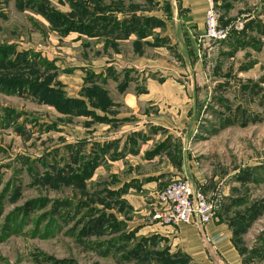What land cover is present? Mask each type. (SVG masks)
Instances as JSON below:
<instances>
[{
  "label": "rangeland",
  "instance_id": "1",
  "mask_svg": "<svg viewBox=\"0 0 264 264\" xmlns=\"http://www.w3.org/2000/svg\"><path fill=\"white\" fill-rule=\"evenodd\" d=\"M215 3L244 27L141 67L143 0H0V264H200L177 234L200 226L155 217L178 177L264 264V0Z\"/></svg>",
  "mask_w": 264,
  "mask_h": 264
},
{
  "label": "crops",
  "instance_id": "2",
  "mask_svg": "<svg viewBox=\"0 0 264 264\" xmlns=\"http://www.w3.org/2000/svg\"><path fill=\"white\" fill-rule=\"evenodd\" d=\"M223 1L225 5L230 3L238 6L244 3V0H237L236 2L234 0ZM143 2L146 9L142 15L136 10L132 12V14L143 17L144 25L148 27L145 36L141 37V41L145 46L144 56H136L138 59L134 65L141 67L156 66L158 62L154 61L149 55L151 51L160 52V55H163L161 51L168 52L167 49H173L179 50L182 57L196 55L195 36L200 35L205 30L208 1L143 0ZM232 11H230V15H232ZM136 37L137 35H132L126 41L130 43ZM169 86H174L172 87L174 89L182 88L181 84L179 87L172 84ZM189 100L192 101L193 99L189 97ZM170 227L172 226L164 228L171 230ZM179 229L177 234L179 237L182 236L184 250L200 264H220V257H223L229 264H237L238 255L235 253V248L232 243L224 239L225 227L223 224L216 225L212 221L203 227L180 225Z\"/></svg>",
  "mask_w": 264,
  "mask_h": 264
},
{
  "label": "built area",
  "instance_id": "3",
  "mask_svg": "<svg viewBox=\"0 0 264 264\" xmlns=\"http://www.w3.org/2000/svg\"><path fill=\"white\" fill-rule=\"evenodd\" d=\"M207 1L205 30L198 35L200 43L207 42L209 45L220 43L234 30L244 27L243 18L222 26L216 0ZM157 202L161 208L155 214L156 219L170 226L194 222L203 227L213 220L217 209L216 200L210 198L200 187H195L187 177H179L170 182L157 194Z\"/></svg>",
  "mask_w": 264,
  "mask_h": 264
},
{
  "label": "trees",
  "instance_id": "4",
  "mask_svg": "<svg viewBox=\"0 0 264 264\" xmlns=\"http://www.w3.org/2000/svg\"><path fill=\"white\" fill-rule=\"evenodd\" d=\"M234 32H235V31H234ZM234 32H232V34H233ZM232 34H231V35H232ZM241 178H242V180H245V181L248 180L247 178H246V179H244L243 177H241ZM100 224H101V218L96 219L95 221L92 222L91 228L89 229L88 232H85V234H91L93 231L98 230L99 227H100Z\"/></svg>",
  "mask_w": 264,
  "mask_h": 264
}]
</instances>
